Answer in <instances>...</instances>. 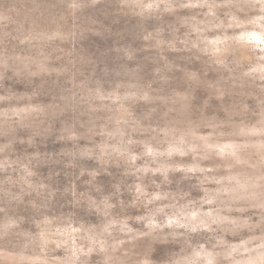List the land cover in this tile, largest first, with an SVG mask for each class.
<instances>
[{"label": "clouds", "instance_id": "obj_1", "mask_svg": "<svg viewBox=\"0 0 264 264\" xmlns=\"http://www.w3.org/2000/svg\"><path fill=\"white\" fill-rule=\"evenodd\" d=\"M0 264H264V0H0Z\"/></svg>", "mask_w": 264, "mask_h": 264}]
</instances>
